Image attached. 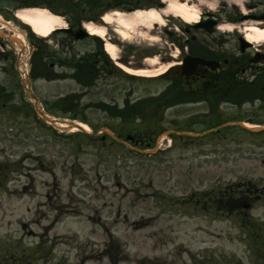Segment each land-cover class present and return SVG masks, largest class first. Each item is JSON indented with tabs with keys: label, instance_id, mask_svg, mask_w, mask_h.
I'll use <instances>...</instances> for the list:
<instances>
[{
	"label": "rangeland",
	"instance_id": "374dc122",
	"mask_svg": "<svg viewBox=\"0 0 264 264\" xmlns=\"http://www.w3.org/2000/svg\"><path fill=\"white\" fill-rule=\"evenodd\" d=\"M111 1L101 0L95 10L126 12L110 7ZM251 1L258 5L254 12H264V0ZM91 2L0 0V20L8 24L0 23L6 32L27 41L32 33L34 47L44 45L53 57L46 59L53 72L65 75L37 78L27 87L12 69L19 47H4L12 53L0 61V264H264V132L228 126L198 138H176L171 147L163 140L162 149L151 156L95 133L106 127L125 137L148 127L154 132L150 144L159 134L157 128H173L172 120L175 129L193 131L239 116L264 123V106L258 102L239 109L221 104L215 114L205 103L158 108L126 124L95 106L106 102L121 107L126 98L135 102L159 94L173 75L170 65L177 61L169 54H179L175 46L185 44L179 31L187 25L184 20L168 14L163 25L155 24L151 31L138 26L127 39L108 26L100 41L103 54L105 41L116 46L114 59L104 54L114 68L104 70L92 85H83L71 74L79 56L96 49L95 39L67 40L61 30L43 38L20 20L4 16L31 4L54 9L66 25L73 17L97 23L91 19ZM244 2L188 3L197 12L223 8L220 26L233 30H218L214 42L237 54L236 35L252 25L264 28V22L254 20L230 22L227 16L232 10L241 14ZM254 47L262 50L264 42ZM152 57L157 58L154 66L146 60ZM37 60L34 70L41 74ZM114 62L134 69L167 66V73L129 79ZM69 94H74L73 109L63 113L56 101ZM35 101L69 128L44 124ZM79 121L92 127L90 136L71 131L70 124Z\"/></svg>",
	"mask_w": 264,
	"mask_h": 264
},
{
	"label": "bare ground",
	"instance_id": "6f19581e",
	"mask_svg": "<svg viewBox=\"0 0 264 264\" xmlns=\"http://www.w3.org/2000/svg\"><path fill=\"white\" fill-rule=\"evenodd\" d=\"M166 6L162 9L149 8V9H136L133 12L115 11L111 13H105L102 20L105 24L111 25L116 33L123 39L130 37L133 30L141 26L143 29L153 30L154 25L160 23L163 25L165 15H174L180 17L186 22H196L198 20V12L193 6H190L188 2L191 0H165ZM199 1V0H198ZM203 1V0H202ZM211 8V6H210ZM17 17L29 25L32 31L38 36H46L57 28H64L65 22L62 17L49 11L46 8L31 7L23 8L17 11ZM258 23V22H257ZM87 31L95 36L104 37L107 31V27L103 25H96L92 22L85 23ZM220 29L231 30V27L220 26ZM245 38L253 43L264 42V28H260L256 25H252L245 29ZM142 32V31H141ZM142 35H145L142 32ZM22 45V44H21ZM116 46L109 41H106L105 50L112 56H116ZM147 62L150 66H154L157 62V58H147ZM118 65L126 72L136 75L144 76H158L162 74L167 66L159 68H139L134 69L125 66L121 63ZM85 130H89L88 126L83 123H78ZM64 126V124H62ZM75 128V127H74ZM73 128V130H74Z\"/></svg>",
	"mask_w": 264,
	"mask_h": 264
},
{
	"label": "trees",
	"instance_id": "16d2710c",
	"mask_svg": "<svg viewBox=\"0 0 264 264\" xmlns=\"http://www.w3.org/2000/svg\"><path fill=\"white\" fill-rule=\"evenodd\" d=\"M75 66H76L78 72H80L82 74H83V72L85 73V74H83V76L91 73L92 67H90V65L87 63L86 60L77 62L75 64ZM75 77L78 78L80 81H82L77 74H75ZM220 77H221V81L224 80V88H222V89H224L226 92H224L223 96H225V98L227 100L236 102V101H240V100L249 99V96H252V95L260 97L261 95L264 94V91L261 88H259L260 83L258 84V88L256 90L254 85H249L247 83L234 82L233 79L228 75L220 76ZM262 84L263 83L261 82V85ZM243 93H246V94L243 95ZM236 94H238V95L236 96ZM177 97L178 96L170 97L169 94H167L166 96H164V98L161 100V102L162 103L166 102L167 104L172 103L174 100H176ZM139 109L141 110V108H139ZM138 112H139L138 107L129 106L123 112H115V115H120L123 117H130L131 115L137 114ZM132 135L134 136L135 140L147 142L150 134H147L144 131L143 132L142 131H134L132 133Z\"/></svg>",
	"mask_w": 264,
	"mask_h": 264
},
{
	"label": "water",
	"instance_id": "95a60500",
	"mask_svg": "<svg viewBox=\"0 0 264 264\" xmlns=\"http://www.w3.org/2000/svg\"><path fill=\"white\" fill-rule=\"evenodd\" d=\"M262 17L264 18V15H263ZM214 23H215V22H213V21H208L207 23H204V24H201V25L205 26V28H207L208 30H210V27H211ZM199 25H200V24H199ZM74 36H75L76 38H81V37L85 36V33L83 32V30L79 29V30H77V31L75 32ZM199 61H201V60H199ZM199 61H198V60H193V63H192V64H195L196 62H199ZM39 113H41V112L39 111ZM41 115H42L43 118H44L45 120H47L48 122H53V120L50 119L49 117H47L46 115H44V114H42V113H41ZM226 124H237V125H239V126L245 128V129H247V130H250V131H260V130H262V129L264 128V127H247L244 123H242V122H238V121L228 122V123H226ZM106 132H107L111 137H113L114 139H117V138H116L113 134H111L109 131H106ZM184 134L189 135V136H199V135H202V134H195V133H188V132H185Z\"/></svg>",
	"mask_w": 264,
	"mask_h": 264
},
{
	"label": "flooded vegetation",
	"instance_id": "af4514ba",
	"mask_svg": "<svg viewBox=\"0 0 264 264\" xmlns=\"http://www.w3.org/2000/svg\"><path fill=\"white\" fill-rule=\"evenodd\" d=\"M10 12H13V8L10 9ZM204 33H202L203 35ZM202 42H205V40L203 39H199V38H192V36L188 39L186 38V43L189 45V51L190 52H194V48L195 47H202V48H206V45L203 44ZM202 43V44H201ZM204 76V72H203V69H201L199 67V70L196 72L195 75H193L192 77H190V79L194 80V81H197L200 77H203ZM191 82V80L189 81Z\"/></svg>",
	"mask_w": 264,
	"mask_h": 264
}]
</instances>
